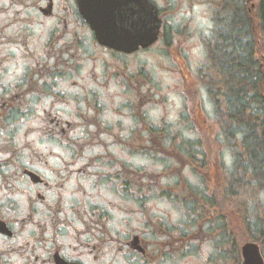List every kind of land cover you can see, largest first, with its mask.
Listing matches in <instances>:
<instances>
[{"label": "flooded vegetation", "instance_id": "flooded-vegetation-1", "mask_svg": "<svg viewBox=\"0 0 264 264\" xmlns=\"http://www.w3.org/2000/svg\"><path fill=\"white\" fill-rule=\"evenodd\" d=\"M155 46L101 45L78 0H0V264H242L247 242L204 229L205 188L177 192L159 169L181 154L140 60ZM160 201L196 225H172Z\"/></svg>", "mask_w": 264, "mask_h": 264}, {"label": "rangeland", "instance_id": "rangeland-1", "mask_svg": "<svg viewBox=\"0 0 264 264\" xmlns=\"http://www.w3.org/2000/svg\"><path fill=\"white\" fill-rule=\"evenodd\" d=\"M228 1L234 7L237 0ZM155 2L160 6L167 22L166 31L158 46L140 60L145 63L150 76L157 79L160 90L164 89L160 107L164 102L170 119L175 116L177 140L195 142L192 144V152L198 156L203 155L207 161L205 168L200 169L198 166L201 164L197 165L198 163L188 156L189 153L185 155V148L180 147L177 150L182 153L179 152L182 160L179 156L175 158L167 155L160 159L159 169L162 173L172 172L171 175L174 177L172 182L177 192L185 187L205 188L206 195L203 201L193 200L207 206L204 229L208 230V235H213L212 239H242L245 243L251 239L248 231L264 239V187L253 181L252 173L246 172L243 162L241 163L249 162L241 140L229 137L234 135L233 132L224 131L234 126L239 130L238 124L241 122L239 119L236 120L239 123L233 122L226 114L225 106L230 105L227 95L219 99L222 106L220 108L218 99L210 93V85L207 84V89L199 88V92L198 87L195 88L201 77L205 78V84L212 79L217 83L221 82L217 70L209 69L207 65L208 52L210 42L217 34L216 16L222 11L230 12V9L225 4L221 8V0H155ZM248 3L250 13L256 19L258 0H253L252 4L250 1ZM261 53L259 60L262 61L261 73L264 74V53ZM212 89L218 90L217 87ZM198 104L201 105L210 126H203L201 121L202 126H196L192 117L190 130L189 126V129L185 127L184 120L189 119L191 115L196 116V112L199 113V110H195ZM187 110L190 111L189 114ZM255 122L253 119L254 126ZM260 136L263 138V135ZM233 142L235 143L232 144ZM237 150L243 154L239 157L240 162L235 160L238 159L235 158ZM234 175L237 179H234ZM228 182L236 184L232 190L229 189ZM164 188L169 186L164 185ZM213 193L216 195V202L210 203ZM224 201L226 203L220 205ZM158 206L162 214L171 215L172 225H196L189 223L191 219L187 212L184 213L185 210L180 207V203L160 201ZM245 224L248 225V231ZM212 251L210 244L209 252Z\"/></svg>", "mask_w": 264, "mask_h": 264}, {"label": "trees", "instance_id": "trees-1", "mask_svg": "<svg viewBox=\"0 0 264 264\" xmlns=\"http://www.w3.org/2000/svg\"><path fill=\"white\" fill-rule=\"evenodd\" d=\"M249 1L253 2L237 0L233 7L223 0L232 20L228 27L218 26L219 41L213 53L215 57L220 55L221 62H216L225 79L230 80L229 116L241 122L239 132L249 161L241 163L264 187V74L259 60L260 53H264V0H258L256 19L249 11ZM256 240L264 247V239Z\"/></svg>", "mask_w": 264, "mask_h": 264}, {"label": "water", "instance_id": "water-1", "mask_svg": "<svg viewBox=\"0 0 264 264\" xmlns=\"http://www.w3.org/2000/svg\"><path fill=\"white\" fill-rule=\"evenodd\" d=\"M132 1L81 0L83 16L103 44L131 52L156 40L161 21L155 6L148 0ZM243 256V264H264L256 243L246 244Z\"/></svg>", "mask_w": 264, "mask_h": 264}]
</instances>
